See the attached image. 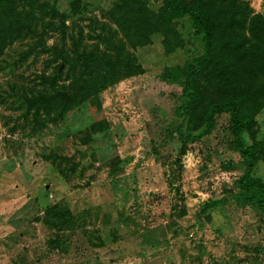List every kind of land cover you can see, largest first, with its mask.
Listing matches in <instances>:
<instances>
[{
    "label": "rangeland",
    "instance_id": "rangeland-1",
    "mask_svg": "<svg viewBox=\"0 0 264 264\" xmlns=\"http://www.w3.org/2000/svg\"><path fill=\"white\" fill-rule=\"evenodd\" d=\"M135 1L0 0V264H264V211L238 198L249 161L230 116L197 141L179 136H200L229 87L202 85L185 113L183 74L204 43L183 18L174 53L161 34L141 45ZM242 1L235 16L212 5L224 55L204 76L237 63L238 40L251 57L231 85L252 92L264 86V25L250 24L264 0ZM255 121L247 146L264 142V109ZM253 175L264 181V160Z\"/></svg>",
    "mask_w": 264,
    "mask_h": 264
},
{
    "label": "trees",
    "instance_id": "trees-1",
    "mask_svg": "<svg viewBox=\"0 0 264 264\" xmlns=\"http://www.w3.org/2000/svg\"><path fill=\"white\" fill-rule=\"evenodd\" d=\"M124 1L121 0V2ZM215 2L216 0H200L195 6H189L185 3V0H163L160 12L154 13L149 10L144 2L136 0L135 3L140 6L138 29L140 35H142L141 31L144 32L145 30V35L147 36L140 44L146 46L150 44L149 36L161 34L165 38L164 47L166 53H174L184 45V40L172 28V23L183 18H189L192 21L196 35L204 43L205 52L192 65L186 67L183 74V84L180 79H174L175 84L183 85V93L187 97V102L182 106V110L185 113H189L190 109L197 105L202 85L204 88L209 87L211 84H216V86L224 85L229 87L230 92L222 100L212 102L207 106L202 119V124H205L206 128L200 136H179L186 142L197 141L213 130L215 116L229 115L234 135V149L241 158L249 161L246 174L238 182L242 190L238 194V198L240 197L245 203L264 211V181L253 175L261 160H264V142H256L252 146H247L243 139L244 134L256 123V116L264 109V86L249 92L246 90L242 91L239 87H234V89L231 85L232 79L230 78H234L238 73L243 72V66L239 62L247 67L246 63L251 57V52L246 50L240 41L237 42L238 40L233 42V48L238 52L237 63L230 68L218 69L207 75L208 77L204 76L205 71L212 66V62L216 61L218 63L221 60L222 63L224 55L217 35V31L222 25L212 6ZM220 2L222 4H231L233 16L246 3L242 0H220ZM229 24L237 26L234 20L230 21ZM250 24L263 26L264 19L260 14H254ZM171 71H174V73L181 72L179 68H174ZM127 75L135 76L134 73H128ZM55 218L58 219L57 224L62 225L59 226V229L62 228L66 223L65 216L58 215Z\"/></svg>",
    "mask_w": 264,
    "mask_h": 264
},
{
    "label": "crops",
    "instance_id": "crops-1",
    "mask_svg": "<svg viewBox=\"0 0 264 264\" xmlns=\"http://www.w3.org/2000/svg\"><path fill=\"white\" fill-rule=\"evenodd\" d=\"M255 14H259V12H258V11H256V12H255Z\"/></svg>",
    "mask_w": 264,
    "mask_h": 264
},
{
    "label": "water",
    "instance_id": "water-1",
    "mask_svg": "<svg viewBox=\"0 0 264 264\" xmlns=\"http://www.w3.org/2000/svg\"><path fill=\"white\" fill-rule=\"evenodd\" d=\"M64 66L61 67V70L63 69Z\"/></svg>",
    "mask_w": 264,
    "mask_h": 264
}]
</instances>
